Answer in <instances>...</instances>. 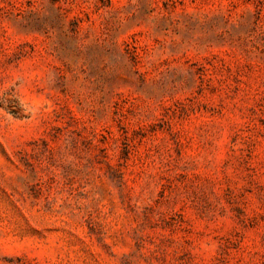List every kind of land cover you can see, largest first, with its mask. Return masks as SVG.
<instances>
[{
	"label": "rangeland",
	"instance_id": "rangeland-1",
	"mask_svg": "<svg viewBox=\"0 0 264 264\" xmlns=\"http://www.w3.org/2000/svg\"><path fill=\"white\" fill-rule=\"evenodd\" d=\"M0 264H264V0H0Z\"/></svg>",
	"mask_w": 264,
	"mask_h": 264
}]
</instances>
